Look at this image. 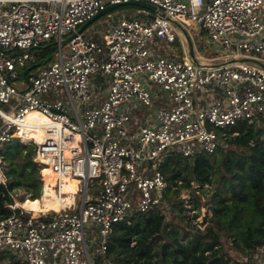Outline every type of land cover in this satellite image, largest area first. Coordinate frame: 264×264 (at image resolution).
Instances as JSON below:
<instances>
[{"label": "built area", "instance_id": "built-area-1", "mask_svg": "<svg viewBox=\"0 0 264 264\" xmlns=\"http://www.w3.org/2000/svg\"><path fill=\"white\" fill-rule=\"evenodd\" d=\"M131 1L161 14L139 8L101 35L79 32L110 5ZM177 25L205 30L227 57L264 62V0H0V154L14 140L33 142L36 161L56 175V195L71 198L60 212L10 205L0 253L23 264H96L116 224L164 205L160 166L169 154H214L222 131L264 116V68L160 55L182 40ZM50 43L53 59L28 71ZM131 101L149 111L159 104L142 119ZM34 112L48 122H30ZM30 130L45 138L27 140ZM66 180L78 182L76 193L63 192ZM45 190L46 181L42 198ZM88 235L97 238L92 249ZM255 264H264V245Z\"/></svg>", "mask_w": 264, "mask_h": 264}, {"label": "trees", "instance_id": "trees-1", "mask_svg": "<svg viewBox=\"0 0 264 264\" xmlns=\"http://www.w3.org/2000/svg\"><path fill=\"white\" fill-rule=\"evenodd\" d=\"M55 50L50 43L36 52L37 64L50 62ZM221 134L214 154L201 152L188 158L171 153L160 166L168 182L164 205L175 208L182 202V191L194 189L192 200L198 213L191 218L175 213L179 220L175 223L160 209L136 212L130 223L114 226L107 257L97 258L96 264H255L264 245V116L242 121ZM36 156L37 146L20 139L1 152L6 182L0 183V218L13 214L10 205L16 202V190L25 191L19 197L21 203L29 200L26 204L40 207L47 168ZM233 252L247 262L234 258ZM4 256L23 264L20 255L0 253V259Z\"/></svg>", "mask_w": 264, "mask_h": 264}, {"label": "rangeland", "instance_id": "rangeland-1", "mask_svg": "<svg viewBox=\"0 0 264 264\" xmlns=\"http://www.w3.org/2000/svg\"><path fill=\"white\" fill-rule=\"evenodd\" d=\"M137 9H139V7L134 6V5H125V6L116 7L114 9H110L104 15H102L100 18H98L96 21H94L91 25H89L85 29L84 33L90 34L92 32H96L97 34L101 35L106 30H108L110 27L114 26L115 23L117 21H119L121 18L131 17L132 15H134L135 12L137 11ZM155 15L156 14L153 13V16H155ZM187 30L189 31V33H190V35L192 37V40H193V43H194L195 54L197 53L199 56H203L204 57L202 59H199L200 61L218 63L219 64V63H224L225 61H228V60L230 61V59L233 58V57H227V53L222 48L213 46V44L211 45L208 33L207 32H203L204 30L201 31V29L199 27L195 26V25L193 27H187ZM200 33H201V37H200ZM182 36H183V40H184V42L186 44L183 47L186 50L185 52H188L189 49H188L187 41H186V39H185L183 34H182ZM176 45L177 46H181L179 43L170 45L171 47H173V50H171V51L174 52L175 48L177 47ZM165 48H166L167 52L170 51L169 48H167V47H165ZM152 50L155 51L156 48H152ZM160 51L161 50H157V52H160ZM181 51H182V49H181ZM161 52H163V51H161ZM41 67H38V68H36L34 70L38 71ZM23 78H24L23 74H21L19 82H18V86L19 87H21L20 83H21ZM93 79L99 80V81L102 80V78H101V76L99 74L96 75ZM147 85H148L149 89L154 93L156 98H158V97L160 98L161 97V98L165 99L166 94L157 85L151 84V83H147ZM103 94L104 93H100L99 96L102 97ZM61 99L65 101V97L64 96L61 97ZM130 103H131V106L133 108V111L136 112V114L139 117H141V118L142 117L145 118L147 115H153L155 113L154 109L159 104L156 101L155 102L156 106L153 109H151V111H149V110H146L141 105H139V103L135 104L134 101H131ZM78 106H80V104H78ZM38 117H39V119L37 120V122H40V123L44 122V121L48 122L47 120H44V116H41V115H33V116H31L29 118V120H33V119L38 118ZM33 133H34L33 131H27L26 134L29 135V136H32L33 138H35ZM5 167H6V163L3 161L2 158H0V182H2V179L4 181H6V178H5V175H4ZM49 170H51V169L47 168V172H44V174L42 173L43 174V179H44V181H48L49 183L51 182L50 185L52 187H54L55 182H54L53 178H47L48 177L47 173H48ZM76 187H77V185H76ZM194 191H195L194 189H184L182 191L181 198H180V200H182V202L178 206H176L175 208H172L169 203L163 205L162 208H160V210L167 216V220L168 221L173 220V222L178 223L179 220H178V218H176V214L177 213L181 214L183 216H188V218H191L192 216H194L195 214L198 213L197 209L194 206V202L192 200V196L194 195V193H196ZM24 194H25V191L23 189L16 190L14 192V197L16 199L15 204L16 203L17 204H22L20 202V200H19V197H21ZM204 198L205 197H203V200H204ZM24 203H28L29 204L31 202L29 200H27ZM39 203H41V199L39 200ZM56 206H58L61 209L64 208V207L56 204V205H54L51 208L44 209L43 212H49V211H57V212H59L57 209H55ZM205 212H206V208H204L201 211V216L198 219L199 222L203 221ZM95 239H97V238H95V235H88L87 236V242H88V244H89L91 249L94 246L95 242L97 241ZM7 255H10V254L7 253ZM232 255L234 256V258H236L238 256V254L234 253V252L232 253ZM101 259H105V258L103 257ZM244 259L247 260L246 257ZM253 261L255 262V259ZM0 264H14V263H12V260L10 259V257L4 256V257H2V259H0Z\"/></svg>", "mask_w": 264, "mask_h": 264}, {"label": "bare ground", "instance_id": "bare-ground-1", "mask_svg": "<svg viewBox=\"0 0 264 264\" xmlns=\"http://www.w3.org/2000/svg\"><path fill=\"white\" fill-rule=\"evenodd\" d=\"M33 115H41V114L34 112V113L30 114L28 119ZM38 119H39V117L35 118L33 120H30V122H35ZM44 120H47V118L44 117ZM41 123L43 124V123H47V122L44 121ZM31 131H33V130H31ZM33 132H34L33 134H34L35 138L38 139L39 141H42L45 138V133L42 130H37V131H33ZM47 176H48L47 178H53L54 182H56V175L52 170L48 171ZM50 183L48 181H46V190H45L46 195L43 198H41V203L39 205L40 207L31 206V205H28L24 202L22 204H19V206H21V207H23L29 211L35 212V214L36 213H42L44 211V209L51 208L56 204L65 208L67 204L71 203L70 196L65 197V198L58 197L56 195V193L54 192L53 187L50 185ZM65 183L66 184L63 185V189H62L63 192H65V193H70V192L76 193V191H77L76 185H78L77 181L66 180ZM75 187H76V190H75Z\"/></svg>", "mask_w": 264, "mask_h": 264}, {"label": "water", "instance_id": "water-1", "mask_svg": "<svg viewBox=\"0 0 264 264\" xmlns=\"http://www.w3.org/2000/svg\"><path fill=\"white\" fill-rule=\"evenodd\" d=\"M125 5H134V6H137L139 8L148 9L154 14H161L160 10L156 6H154V5L150 4V3H147V2H143V1H131V2L126 3V4L110 5L104 11L100 12L98 15H96L94 18H92L90 21H88L86 24H84L81 27L79 32H83L89 25H91L94 21H96L98 18H100L102 15H104L110 9H114L116 7L125 6ZM177 26L179 27V29L181 30L182 34L184 35V37H185V39L187 41L191 57L193 58V60L195 62L198 63V61H197V59L195 57L194 43H193V40H192V37H191L189 31H187L181 25H177ZM230 62H249V63L257 64V65L261 66L262 68H264V62H262V61H260L259 59H256V58H248V57L240 58V59H232V60H230L228 62H225V63H222L220 65H224V64L230 63ZM41 66H43V63H38V64L32 66L28 71H30L32 69H36V68L41 67ZM236 259L239 260L242 263H246L247 262V260L244 259V257L239 256V255L236 257Z\"/></svg>", "mask_w": 264, "mask_h": 264}, {"label": "crops", "instance_id": "crops-1", "mask_svg": "<svg viewBox=\"0 0 264 264\" xmlns=\"http://www.w3.org/2000/svg\"><path fill=\"white\" fill-rule=\"evenodd\" d=\"M202 31V30H201ZM182 40H183V38H182ZM182 40L181 39H178L177 41V43H179L181 46H177L176 48H175V50H174V52L173 51H171V50H173V47H171L170 45H173V44H176V43H171V44H168V45H166L165 47H167V48H169L170 49V51L169 52H167L166 51V48L164 47V49H162L161 51H163V52H161L160 51V55H162V54H169L171 57H173V58H175V59H182L183 57H185V56H187V57H189V58H191L192 60H193V58L191 57V55H190V52L188 51V52H185L186 50H185V48L183 47L184 45H186L185 44V42L183 43L182 42ZM184 41V40H183ZM210 44L212 45L213 43L212 42H210ZM188 45V44H187ZM214 46V45H213ZM217 47V46H216ZM182 49V51H181V49ZM189 49V48H188ZM195 57H196V59H197V61H200L199 59H202V58H204L203 56H199L197 53L195 54ZM240 58H242V57H238V59H240ZM232 59H234V58H231L230 60H232ZM229 61V60H228ZM202 62V61H201ZM225 62H227V61H225ZM224 62V63H225ZM214 64H218V63H214ZM219 64H222V63H219ZM31 131V130H30ZM66 182V181H65ZM75 190H76V187H75Z\"/></svg>", "mask_w": 264, "mask_h": 264}]
</instances>
